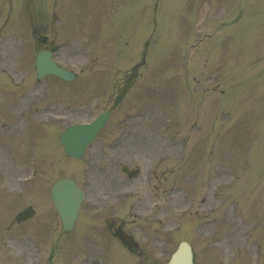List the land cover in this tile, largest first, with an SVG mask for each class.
I'll return each instance as SVG.
<instances>
[{
    "label": "rangeland",
    "instance_id": "1",
    "mask_svg": "<svg viewBox=\"0 0 264 264\" xmlns=\"http://www.w3.org/2000/svg\"><path fill=\"white\" fill-rule=\"evenodd\" d=\"M156 1L0 0V88L15 96L29 90L41 121L38 128L17 121L13 130L0 121V264L38 255L23 235L40 237L39 256L51 254L52 264L86 255L87 246L97 254L92 264H165L180 240L191 244L198 264H264V0H256L255 13L247 0L238 24L204 43L237 37L236 27L255 20L245 50L225 42L219 85L211 79L217 52L197 58L185 46L186 58L181 49L196 38L194 27L224 19L228 0H158L155 9ZM55 42L63 43L56 60L77 78L39 83L35 54ZM11 77L21 86L9 84ZM104 110L111 115L86 156L65 159L58 133ZM123 165L138 167V176L128 179ZM67 175L90 185L80 226L62 236L49 188ZM27 206L36 217L16 224ZM109 225L133 234L141 255L110 239Z\"/></svg>",
    "mask_w": 264,
    "mask_h": 264
},
{
    "label": "water",
    "instance_id": "2",
    "mask_svg": "<svg viewBox=\"0 0 264 264\" xmlns=\"http://www.w3.org/2000/svg\"><path fill=\"white\" fill-rule=\"evenodd\" d=\"M47 68H49V70L60 75L63 78L66 79L72 78V74L57 67L52 61H49V63H47ZM103 123H104V117H98L96 120H94L92 123L88 125H78V126L69 127L68 130L62 133L61 135L62 142L63 143L65 142L64 146L66 153L69 155H76L77 157L80 156L83 152L86 143L85 142L86 138L95 134L98 131V129L101 128ZM63 186L65 188L62 189L61 191L62 197L66 196L67 199L76 197L74 191L71 190L68 191L67 188V186H73L74 188H76L74 182L63 184ZM59 202L61 203L63 202V200L60 199ZM71 206L72 204L66 202L63 207L64 212H62V215L65 218L64 222L66 223V225L72 223L73 221V217H72L73 214H70V212L74 213L76 212L77 209V204H75L73 208ZM169 264H192L190 248L186 243L183 242L179 245L177 251L172 255Z\"/></svg>",
    "mask_w": 264,
    "mask_h": 264
},
{
    "label": "flooded vegetation",
    "instance_id": "3",
    "mask_svg": "<svg viewBox=\"0 0 264 264\" xmlns=\"http://www.w3.org/2000/svg\"><path fill=\"white\" fill-rule=\"evenodd\" d=\"M119 231H117V233H118Z\"/></svg>",
    "mask_w": 264,
    "mask_h": 264
}]
</instances>
